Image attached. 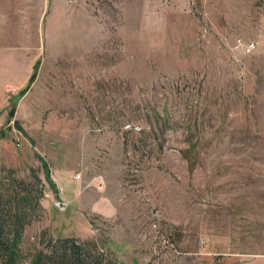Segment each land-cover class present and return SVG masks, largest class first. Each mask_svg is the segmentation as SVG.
I'll return each instance as SVG.
<instances>
[{
  "label": "rangeland",
  "instance_id": "rangeland-1",
  "mask_svg": "<svg viewBox=\"0 0 264 264\" xmlns=\"http://www.w3.org/2000/svg\"><path fill=\"white\" fill-rule=\"evenodd\" d=\"M0 167L45 185L19 264H264V0H0Z\"/></svg>",
  "mask_w": 264,
  "mask_h": 264
},
{
  "label": "trees",
  "instance_id": "trees-1",
  "mask_svg": "<svg viewBox=\"0 0 264 264\" xmlns=\"http://www.w3.org/2000/svg\"><path fill=\"white\" fill-rule=\"evenodd\" d=\"M43 163L47 180L58 193L50 166ZM44 191V182L35 169L32 178L26 180L16 177L10 168L0 167V264H19L28 226L44 217ZM48 244L49 252L37 251L30 264H104L105 252L95 240L81 242L72 237L55 243L49 240Z\"/></svg>",
  "mask_w": 264,
  "mask_h": 264
},
{
  "label": "built area",
  "instance_id": "built-area-1",
  "mask_svg": "<svg viewBox=\"0 0 264 264\" xmlns=\"http://www.w3.org/2000/svg\"><path fill=\"white\" fill-rule=\"evenodd\" d=\"M99 183H100V185L102 187L105 184V181L104 180H99ZM54 202H55V206L61 211H67L69 206H70V202L66 198H64L62 196H60L59 198L55 199Z\"/></svg>",
  "mask_w": 264,
  "mask_h": 264
}]
</instances>
